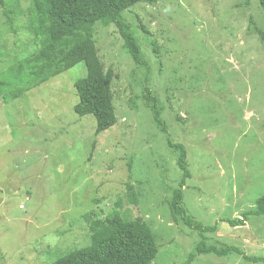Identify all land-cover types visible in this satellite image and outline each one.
<instances>
[{
	"label": "rangeland",
	"instance_id": "374dc122",
	"mask_svg": "<svg viewBox=\"0 0 264 264\" xmlns=\"http://www.w3.org/2000/svg\"><path fill=\"white\" fill-rule=\"evenodd\" d=\"M0 6V264H47L90 243L89 223L115 212L141 217L158 253L151 264H185L201 240L171 208L186 149L190 178L182 206L215 226L206 245L264 257V11L258 0H155L121 13L144 64L117 26L92 32L104 71L112 69L114 126L96 135L92 115L73 110L83 63L16 98L10 65L34 53L31 0ZM6 10V14H4ZM148 89V94H147ZM156 100L166 131L153 120ZM128 185L132 189H128ZM136 201H130V194ZM246 214V215H244ZM237 220L234 226L226 220ZM191 264H264L243 255L201 253Z\"/></svg>",
	"mask_w": 264,
	"mask_h": 264
},
{
	"label": "trees",
	"instance_id": "16d2710c",
	"mask_svg": "<svg viewBox=\"0 0 264 264\" xmlns=\"http://www.w3.org/2000/svg\"><path fill=\"white\" fill-rule=\"evenodd\" d=\"M155 0H31L27 13L29 27L39 38L37 50L24 60L18 61L7 70L8 80L4 84L13 85L9 90L16 98L30 88L46 82L59 73L83 63L85 74L76 78L73 85L78 97L73 110L79 116L92 115L95 119V133L99 134L116 123L112 100L111 81L115 74L112 69L103 70L98 57L92 27L97 21L114 23L123 38L124 47L135 63L144 64L139 47L132 32L121 19V13L138 3H153ZM264 11V0H258ZM4 0L0 6L4 7ZM6 14V10H4ZM264 41V31L258 29ZM147 94L148 89H147ZM149 95V94H148ZM153 107V120L162 132H167L159 118L156 100L150 96ZM179 151L177 165L182 171L178 186L173 190L171 208L174 216H180L190 228L198 231L201 240L190 253L185 264H191L196 255L214 253L222 255L235 251L247 260L264 261V257L249 258L238 248L227 246L218 249L206 245L203 232L214 230L215 226H204L194 222L182 206L183 187L190 172L186 162V149L181 143H172ZM131 190L132 186L128 185ZM130 201L135 202L133 193ZM248 215L264 214V195L256 200V209ZM246 215V214H244ZM234 226L237 220H226ZM90 243L70 250L47 264H151L158 253L150 226L141 218L127 219L115 212L104 219H94L89 223Z\"/></svg>",
	"mask_w": 264,
	"mask_h": 264
}]
</instances>
